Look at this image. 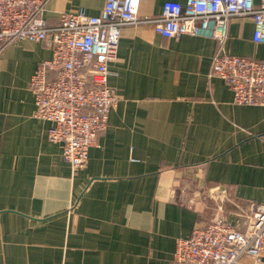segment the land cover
Returning a JSON list of instances; mask_svg holds the SVG:
<instances>
[{
  "label": "crops",
  "instance_id": "crops-1",
  "mask_svg": "<svg viewBox=\"0 0 264 264\" xmlns=\"http://www.w3.org/2000/svg\"><path fill=\"white\" fill-rule=\"evenodd\" d=\"M167 1L141 0L139 16ZM257 3L259 0H255ZM106 0H49L45 17ZM226 50L262 59L254 25L234 19ZM216 42L166 39L151 25L123 28L108 83L120 96L107 129L74 169L35 118L30 79L52 57L18 41L0 54V264H177L176 243L200 224L264 196V107L237 105L211 77ZM178 191L177 200L173 198ZM244 264H250L245 259Z\"/></svg>",
  "mask_w": 264,
  "mask_h": 264
},
{
  "label": "built area",
  "instance_id": "built-area-1",
  "mask_svg": "<svg viewBox=\"0 0 264 264\" xmlns=\"http://www.w3.org/2000/svg\"><path fill=\"white\" fill-rule=\"evenodd\" d=\"M49 0H0V54L18 41L46 46L50 59L38 64L30 79L38 120L50 124L47 136L62 147L72 168L88 163L91 148L108 127L120 96L110 87L109 66L117 58L124 27L151 25L166 39L201 36L216 42L211 77L223 80L237 105L264 107V58L233 55L226 50L234 19L253 22V42L264 45V0L167 1L160 15L141 18V0H106L98 16L84 10L62 13L49 25ZM178 191L173 198L177 200ZM200 224L176 243L177 264H264V196L249 210Z\"/></svg>",
  "mask_w": 264,
  "mask_h": 264
}]
</instances>
